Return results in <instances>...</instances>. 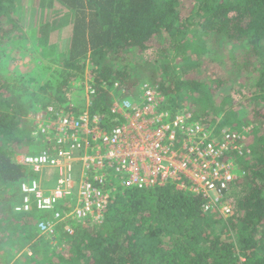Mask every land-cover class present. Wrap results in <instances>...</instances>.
Listing matches in <instances>:
<instances>
[{
    "label": "trees",
    "instance_id": "16d2710c",
    "mask_svg": "<svg viewBox=\"0 0 264 264\" xmlns=\"http://www.w3.org/2000/svg\"><path fill=\"white\" fill-rule=\"evenodd\" d=\"M17 1L0 0V264H9L1 251L13 234L35 237L29 218L43 217L13 212L20 184L42 176L16 162L42 144L32 141L27 118L48 106L72 108L87 63L95 89L90 111L107 131L115 125L114 98L120 90L130 95L142 77L156 85L164 110H188L212 136L250 127L243 155L229 154L244 172L228 194L231 212L208 217L201 196L170 185L119 187L100 223L60 233L68 250L36 240L32 256L14 264H264V0H36L37 46L67 35L62 54H52L53 46L44 54L54 55L59 70L42 85L1 65L3 45L21 31ZM229 44L238 48L233 62L222 57Z\"/></svg>",
    "mask_w": 264,
    "mask_h": 264
},
{
    "label": "built area",
    "instance_id": "2783aa9c",
    "mask_svg": "<svg viewBox=\"0 0 264 264\" xmlns=\"http://www.w3.org/2000/svg\"><path fill=\"white\" fill-rule=\"evenodd\" d=\"M81 86L83 105L76 111L71 105L66 111L48 106L40 112L30 136L43 147L16 156L33 173L50 169L56 175L52 188L40 179L22 182V201L13 208L15 213L35 210L43 215L35 223L39 236L54 240L60 233L72 235L74 226L86 220L100 223L119 187L170 185L201 196L206 214H230L228 194L244 172L229 154L243 155L246 128L212 136L188 110H164L157 87L143 83L138 101L125 90L118 92L110 108L115 125L107 131L103 117L90 111L95 96L91 78Z\"/></svg>",
    "mask_w": 264,
    "mask_h": 264
},
{
    "label": "rangeland",
    "instance_id": "374dc122",
    "mask_svg": "<svg viewBox=\"0 0 264 264\" xmlns=\"http://www.w3.org/2000/svg\"><path fill=\"white\" fill-rule=\"evenodd\" d=\"M19 5L22 7V12H23V20L20 23V28L21 31L18 36H16L13 40L8 39L5 44L3 45V58L1 59V65L8 70L9 72H12V74L16 75H21L27 81L33 82L34 80H40V85L44 84L46 80H54L56 79V76L53 75L54 70H59V67L57 66V62H55L54 55L49 56L47 58L44 56L46 52H48L49 46H53L54 53H61L63 52V45H62V38H66V33L60 35L58 32L57 35H54L51 37L50 41L48 44L44 46H37L36 42V33H35V28L40 24L42 18H41V13L37 10V7L33 5V2L35 3L36 0H18L17 1ZM46 17L49 18V16L46 14ZM18 38V39H17ZM17 39V40H15ZM224 47V46H223ZM237 47H233L232 45H227L225 47L224 54L222 57L224 59H228V61H232V53L236 52ZM53 50V49H52ZM51 51V50H49ZM90 65L87 63V67L85 68V71L83 72L82 75V81L88 79L89 77L91 78V72H90ZM45 68H51L50 70H46ZM14 77V76H13ZM143 83H148L150 85H153L156 87V85L152 84L149 81L148 77H142L136 84L133 85V92H130V97L134 101H138L140 99V95L138 93V86H140ZM77 87L76 89L71 93L70 100L72 102L71 105H76V106H81L84 103L85 100V93L83 91L84 88L78 87V85L81 86V81L80 83H76ZM254 83H249V87H253ZM42 111V110H41ZM41 111H38L35 115L33 116H28V122L29 124H32L33 126V118L39 115ZM237 115L238 119L241 120L245 116H243V113L240 110H237ZM243 116V117H242ZM31 122V123H30ZM247 132L250 130L249 128H246ZM43 146H40L38 148H35L33 150H30V153H37L40 148ZM22 154V153H20ZM19 153L16 156L20 155ZM53 171L54 170H50ZM51 172V175L46 174L45 177H43V180L45 182L46 188H49L50 186H53L50 184L53 180V175L54 173ZM52 179V180H51ZM39 214V213H37ZM208 217L214 218L216 216L221 217L218 213L212 212V213H207L206 214ZM40 216V214H39ZM45 217H48V215H45ZM226 217V216H225ZM42 218V217H41ZM38 218V215H36L34 218H29V224L34 225L37 222V220L41 219ZM224 218V217H222ZM23 226V225H22ZM28 229H31V226H28ZM28 232H30L28 230ZM74 233V230H73ZM68 235V234H67ZM72 236V235H68ZM0 237H2V234L0 233ZM38 234L35 235V237H31L30 233H24V232H19L16 234H13L12 236V242H15L13 245L12 242L8 243V247L6 249V254L5 252L1 251V255L8 261L9 264H14V262H18V258H23L22 256L24 254H28L32 256V251H31V245L36 242V240H43L44 242H49L50 246H53L55 248L56 246L59 247V250L63 249L68 250V246L66 243L60 241L58 242L59 235L56 236V238L53 240L47 239L42 237V239H39ZM29 239V240H28ZM16 246V247H13ZM14 248H20L14 256L12 253V250ZM1 250V249H0ZM8 251V253H7ZM24 262V260H23Z\"/></svg>",
    "mask_w": 264,
    "mask_h": 264
},
{
    "label": "crops",
    "instance_id": "0c3cea01",
    "mask_svg": "<svg viewBox=\"0 0 264 264\" xmlns=\"http://www.w3.org/2000/svg\"><path fill=\"white\" fill-rule=\"evenodd\" d=\"M51 172H53V171H51ZM51 172H50L49 170H47V171H45V173L42 174V176L39 178L40 181H41V184H42L43 186H45V182H44V180H43V177H45L46 174L51 175ZM53 173H54V175H53V180L51 179L52 182H50V184H52V185L55 183V178H56L55 172H53ZM49 188H52V186H50Z\"/></svg>",
    "mask_w": 264,
    "mask_h": 264
}]
</instances>
